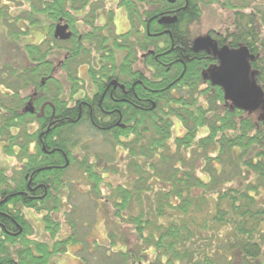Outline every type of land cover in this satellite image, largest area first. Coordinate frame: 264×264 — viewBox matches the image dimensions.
<instances>
[{
	"label": "trees",
	"instance_id": "16d2710c",
	"mask_svg": "<svg viewBox=\"0 0 264 264\" xmlns=\"http://www.w3.org/2000/svg\"><path fill=\"white\" fill-rule=\"evenodd\" d=\"M106 1H28L30 10L24 13V23L33 29L46 21L51 32L41 44L24 46L28 64L20 72L11 69L14 79L6 86L8 92L0 91V136H8L9 144L5 148H10L5 153L23 160L21 181L9 182L6 169L0 167V192L20 196L16 204L21 202V210L5 208L21 223V228L1 217L7 222L6 229L0 233V264H50L54 255L67 252L69 244L77 242L74 238L55 240L51 246L48 242L30 240L33 226L24 209L46 211L43 221L46 228L53 229L54 239L60 225L53 213L62 208L64 179L74 165L84 172L93 192L101 197L107 168L102 171L99 165L105 164L106 159L104 154L93 150L95 145H102L104 150L111 146L113 154L107 158L110 163L116 145L128 154L126 169L135 177L134 186L113 188L108 184L115 218L119 224L128 221L139 240L149 249H155L156 264H259L264 254V0L263 3L261 0H176L174 4L169 0H114L125 9L130 26L129 33L122 36L121 50L127 56L121 65V82L136 79L143 83V89L155 90L154 110L137 112L133 122H128L129 133L120 137L100 136L94 127L79 118L78 107L69 109L62 102L60 97L65 88L58 80L56 59L52 58L60 51L73 52L71 57L67 54L63 67L76 92L81 79L77 69H69L67 65L76 57L80 64L87 62L94 49L88 45L74 46L76 36L67 42L58 41L54 29L62 20L77 33L75 14L85 12L84 21L90 22L95 36L100 32L94 26L97 12ZM2 3L0 0V27L7 18ZM206 4H218L232 12L231 24L220 42L236 50L246 47L253 57L249 60L254 74L251 82L261 91L254 97L255 108H236L220 87L200 89L203 64L188 62L184 71V68H168L158 58L171 50L173 39L177 41L178 55L184 50L183 56L189 53L194 57L184 27L201 18ZM174 9H179V22L168 27L171 35H154L167 27L160 26L155 19L150 24L149 21ZM13 33L11 36L16 41L19 34L28 36L30 31ZM96 44V53L101 52V41ZM149 49L155 55L148 62H141L140 54ZM132 55L142 68L136 69V77L129 79ZM89 74L96 81L93 66ZM173 76L179 79L176 84L168 88L175 81L172 79L163 87V82ZM29 89L32 95L22 97L21 90ZM31 101L36 104H33L34 114L25 110ZM43 115L49 118H42ZM176 121L181 124L183 134L174 137ZM79 129L87 131L83 134ZM202 131H206L203 136ZM81 148L82 160L76 155V150ZM45 151L54 152L47 156ZM66 164L69 166L59 168ZM151 182L159 185L155 187ZM145 194L151 196L149 210H146ZM136 206L141 211L133 215ZM120 257L119 264L137 261L133 252L129 255L122 251ZM139 262L142 264V259Z\"/></svg>",
	"mask_w": 264,
	"mask_h": 264
},
{
	"label": "rangeland",
	"instance_id": "374dc122",
	"mask_svg": "<svg viewBox=\"0 0 264 264\" xmlns=\"http://www.w3.org/2000/svg\"><path fill=\"white\" fill-rule=\"evenodd\" d=\"M29 0H3L4 10L7 15L6 21L0 27V91L7 93V84L12 83L13 75H11V69H18L19 72L22 70L23 65L28 64V59L24 55V46L33 43L41 44L48 38L50 27L46 21L42 25L36 26L31 29L24 23L25 12L30 10ZM260 3H263L261 0ZM105 12L113 11L117 18L115 24L118 33H126L129 27L126 11L119 10L114 0H107L105 3ZM107 15V14H106ZM232 12L229 8L221 7L218 4H209L203 6V13L198 22L193 25V30L196 35L206 36L208 31H219L225 33L229 23L231 24ZM101 24H105V18H100ZM22 30H29L28 36H21L20 39L14 40L11 35L13 32H19ZM264 32V23H263ZM14 36V35H13ZM122 58L125 52H122ZM63 53L59 52L56 54V58L61 59ZM6 65V66H5ZM140 65V64H139ZM138 65V67H139ZM9 66L10 68H7ZM139 69H141L139 67ZM207 70V69H206ZM204 73H208L207 71ZM217 70V69H216ZM251 72V70H250ZM251 74H253L251 72ZM88 73L83 69L81 76L88 80ZM203 78V75H202ZM252 78V77H251ZM63 87L67 91L68 83L65 77L61 76ZM3 81L4 85H3ZM203 80L200 89H206ZM255 85V83H253ZM256 86V85H255ZM258 88V87H257ZM259 89V88H258ZM13 93V91H10ZM22 97L32 95V89L27 91L21 90ZM252 96L251 101H254L255 105L247 104V109L256 107L255 98ZM34 129L32 128L31 131ZM84 134L87 129H79ZM181 124L176 121L174 127V137L180 136L183 133ZM14 133H17L14 130ZM206 131H202L201 135H205ZM9 144L8 136H0V167L6 169L5 174L8 177L9 182L21 181L23 175V160L18 156H11L6 151L10 148H5V145ZM102 146V145H101ZM100 145H95L93 150L99 154H104L103 162L105 164L99 165L100 170L105 173V185L102 186V195L98 196L93 192V187L87 178L84 176V172L80 171L77 166L74 165L69 171L67 177L68 184L64 185L61 192L62 208L59 212L53 213L54 220L60 225L57 229L56 237L52 239L51 231L53 229L46 228V224L43 221V214L46 211H36L33 209H24V214L28 219L29 223L33 226V235L29 238L30 240H37L48 242L53 245L55 240H67L74 238L77 242L71 243L68 246L67 252L56 254L52 257L50 264H119L121 261V252L131 254L136 253L137 261H127L128 264H140L139 260L142 259V264H156V252L155 249L146 247L142 241L137 237V232L133 225L129 222L119 224V221L115 218V208L111 202V191L108 184L113 188L119 186L133 187L135 177L128 172L126 169L128 162V154L121 148L115 154L113 162L107 159L113 154L112 150L106 149ZM174 149V145H171ZM19 150L18 146L16 147ZM81 149L76 150V155L82 160L84 154ZM20 151V150H19ZM33 151V148H32ZM21 153V152H19ZM110 154V155H109ZM95 155V154H94ZM217 166L218 163H217ZM115 170V171H113ZM203 173L201 174V177ZM10 178V179H9ZM7 182V183H9ZM157 187V182H151V185ZM264 193V192H262ZM146 199V210L150 209L151 196L145 194ZM264 203V198H263ZM141 211L139 206H136L131 212L133 215H137ZM1 233V232H0ZM120 254V255H119ZM259 264H264V254L259 259Z\"/></svg>",
	"mask_w": 264,
	"mask_h": 264
},
{
	"label": "flooded vegetation",
	"instance_id": "af4514ba",
	"mask_svg": "<svg viewBox=\"0 0 264 264\" xmlns=\"http://www.w3.org/2000/svg\"><path fill=\"white\" fill-rule=\"evenodd\" d=\"M169 1L172 2L173 4L174 2H176V0H169ZM115 4L117 8H119V10H124V8H120L118 6V3L116 1ZM186 7H188V3L186 4ZM104 9H105V5L101 6L100 10L97 12V18L95 19L94 26L96 27V29H99L100 32L98 31L95 36H93L95 33L93 32L90 22L84 21V16L86 15L85 12H78L75 14L77 15L76 18L78 19L75 22V28H77V33L69 23L67 22L65 23L62 20L59 23H57L55 26L54 38H55L56 30L59 26H67L68 27L67 33L72 34L71 38L67 41H70L71 39H73L74 36H76L77 38L74 40L76 45L74 46L85 47L88 45L89 47H92L94 49L91 51V55L89 54L90 58L88 59L87 62L80 64L79 57H76L75 59H71L67 65L69 69H77L78 77L81 79V81L79 82L80 86L76 90V92H74V90L72 89L71 83L68 82L67 73L63 67L66 61L68 60L67 54L70 55L71 57L73 55V52L65 51L64 53V51H60L64 54L61 59L56 58L55 54H53L52 58L56 59L55 63L57 68H59L58 80L60 81L62 80L61 76L65 77L66 82L69 84L67 91L64 90V93L62 92L61 94L62 96L60 98L62 102H66L69 109H74L78 107L79 118H83L86 123L92 126V128L94 127L95 128L94 130L99 132L100 136L101 135L104 136L105 134H107L109 137H113L114 135L118 136L122 133L125 134L129 133L128 131L126 132V128L131 127L128 124V122H133V120L136 118L135 116L137 115V112L143 113L154 110L155 105L152 99L155 90L152 88L143 89L142 88L143 83L141 81H137L136 79L129 82L127 81L126 83L121 82V78H122L121 65L123 63V59L127 56V52L124 51L125 55L122 58V54H123L122 53L123 51L121 50L122 41H123L122 36H124L126 33H129L130 26L128 27L126 33H118L115 24V22L118 20L115 17V13L113 11L105 12ZM178 11L179 9H174L169 13L151 19L149 21V24L155 19L160 26L167 27L164 29L162 33H156L154 35H165V34L167 35V33H169L168 35H171V30H169L168 27L178 24L179 22ZM110 16H113L112 21H110ZM162 16L163 19H168V21L165 24H160V20H162L161 19ZM101 17L105 18V24H101L100 22ZM195 23H192L191 25L188 24L187 26L184 27V30L188 32L186 37L188 38L187 42L189 44L188 47L191 51L190 53H192V55H194V57L199 61L198 63L204 65L203 72L207 69L206 71L208 73L203 74V80H205L204 84H206L205 88L207 89V88H211L212 86H217L213 82H211L209 78H211V74L213 72H218L220 70L221 63L219 61L218 53L224 47L230 48V46L229 44H221L220 38L224 34L219 31L210 30L208 31L205 37L201 35L197 36L193 30V25H195ZM208 38H211L213 43L217 45L218 53L215 54L211 46H209L208 50L206 51H199V52L195 51V48L198 45V43L202 40H207ZM57 40L61 42H67L60 39ZM98 41H101V52L96 53V47H97L96 42ZM176 42L177 41L173 39L171 44V50L166 53H163L162 55L164 56L162 58L158 57L159 59L162 60L163 65L167 66L168 68L174 67L173 64L174 56H178L176 49ZM183 53L184 50H182V55H179L180 56L179 58L184 60V66H185L186 63L192 62V60L190 59L191 54L188 53L185 56H183ZM154 55L155 52L153 51V49H149L147 52L140 54L141 62L142 61H144L145 63L148 62L150 57ZM84 57L85 56H83V58ZM129 62H130L129 79H132L136 77L135 76L136 69H138L139 67L142 68V65L138 67L134 55L131 56ZM91 66H93L94 71L97 72L96 81H94L89 74ZM175 68L179 69V67H175ZM83 69H85L86 73H88L87 75L88 80L81 76ZM172 79L175 81L170 83V85H168V88H170L173 84L175 85L176 82L179 80V79L177 80L176 76L175 78L173 76L172 78H170V80L163 82V87L169 84V82H171ZM177 85L180 86L179 84ZM34 96H36V94H34ZM33 104L34 102L32 101L28 102V105L25 108L26 112L31 113L30 112L31 108H33L34 111ZM128 107H130L129 110H127ZM53 111L55 112L54 109ZM42 118L48 119L49 117L43 115ZM51 119H53V117H51ZM90 141H92V139H90ZM109 148L110 150H112L111 146H109ZM119 149H121V146L116 145L114 148L115 150L114 152L117 153ZM53 152L54 151H45L47 156L51 155V153ZM63 157H65L64 154ZM67 166H69V164L59 166V168H66ZM66 179H64V185L69 183L67 182ZM16 198H20V196L15 197L14 195H5L2 193V191L0 192V232H2L3 229H6L5 224L7 222L5 220H1V217H4L6 220L10 221V223H13L15 228L16 227L21 228V223L18 222L15 218H12V216H10L5 211L6 207H9V209L21 210V202L19 201L16 204ZM15 228H10V229H15Z\"/></svg>",
	"mask_w": 264,
	"mask_h": 264
},
{
	"label": "water",
	"instance_id": "95a60500",
	"mask_svg": "<svg viewBox=\"0 0 264 264\" xmlns=\"http://www.w3.org/2000/svg\"><path fill=\"white\" fill-rule=\"evenodd\" d=\"M167 21L168 19H162L160 24H165ZM67 31V26H59L55 38L63 41L69 40L72 34ZM209 46L212 47L215 54L218 53V47L211 38L200 41L195 51H206ZM218 55L221 67L218 72L211 74V78H209L211 82L224 89L236 108L245 109L248 103L255 105L250 98L258 96L261 91L251 83V77L254 74L250 72L248 59L252 60L253 57L250 56L248 49L243 47L236 50L224 47ZM30 112L34 113L33 108L30 109Z\"/></svg>",
	"mask_w": 264,
	"mask_h": 264
},
{
	"label": "bare ground",
	"instance_id": "6f19581e",
	"mask_svg": "<svg viewBox=\"0 0 264 264\" xmlns=\"http://www.w3.org/2000/svg\"><path fill=\"white\" fill-rule=\"evenodd\" d=\"M161 19H163V16L161 17ZM168 34L169 33H167V35ZM169 55H171V54H169ZM179 57H180L179 55L178 56H174V59H173L174 67H179L180 69L184 68L183 70L186 71V65L184 66V60L179 58ZM190 59L192 60V62H196L195 65L196 64H200V63H198L199 61L195 57L191 58V56H190Z\"/></svg>",
	"mask_w": 264,
	"mask_h": 264
}]
</instances>
